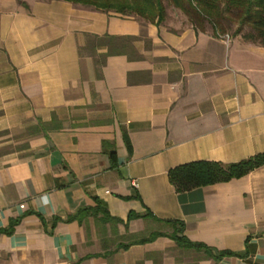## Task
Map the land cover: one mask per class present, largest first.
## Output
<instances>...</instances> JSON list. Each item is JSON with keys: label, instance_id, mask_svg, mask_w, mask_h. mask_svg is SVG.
Listing matches in <instances>:
<instances>
[{"label": "crops", "instance_id": "0c3cea01", "mask_svg": "<svg viewBox=\"0 0 264 264\" xmlns=\"http://www.w3.org/2000/svg\"><path fill=\"white\" fill-rule=\"evenodd\" d=\"M23 1L0 0V229L15 224L0 233V264H264V166L181 196L168 177L264 153V46L225 41L169 9L157 24ZM86 34L135 40L98 78L79 54ZM99 203L122 223L70 220ZM148 212L242 256L214 259L169 236L118 249L173 232Z\"/></svg>", "mask_w": 264, "mask_h": 264}, {"label": "trees", "instance_id": "16d2710c", "mask_svg": "<svg viewBox=\"0 0 264 264\" xmlns=\"http://www.w3.org/2000/svg\"><path fill=\"white\" fill-rule=\"evenodd\" d=\"M21 4L28 8L23 0ZM71 2L75 5H81L106 12L114 11L122 15H136L148 22L161 24L165 21L168 9L171 6L165 4L164 0H61ZM173 6L181 10L188 17L189 21L201 31L211 30L214 35L222 36L227 34V29L235 21L239 22V27L235 31L236 36H240L244 41L252 42L264 46V0H170ZM135 40L134 37H117L109 34L97 35L86 34V42L79 48L81 57L87 55L94 60L96 76L102 78V70L106 60L111 55L125 54V47L129 46ZM106 47V53H98V48ZM54 117L51 125H54ZM43 127H45L43 125ZM53 127V126H52ZM57 128L56 126H54ZM59 128V127H58ZM32 133H39L40 128H30ZM115 152L111 153V158ZM264 166V153L257 154L242 161L224 164L215 161H194L176 166L169 170L168 177L176 192L181 196L195 188L214 185L218 183L229 182L233 179H239L250 172ZM88 215H94L103 223L112 222L122 223L119 218L111 217L106 207L100 203L93 209H82L78 214L70 217V220H79ZM135 215L130 214L129 219ZM145 217L151 216L159 221H164L173 227L171 234L163 232H153L145 239L118 245L117 248H128L136 243H145L155 240L160 236H169L180 246L186 249H194L198 252H204L208 257L221 259L226 256H242V254L231 251H219L204 243L191 241L185 235V223L181 220H164L155 217L148 212ZM15 224L8 229H0V233L10 234L14 230Z\"/></svg>", "mask_w": 264, "mask_h": 264}, {"label": "rangeland", "instance_id": "374dc122", "mask_svg": "<svg viewBox=\"0 0 264 264\" xmlns=\"http://www.w3.org/2000/svg\"><path fill=\"white\" fill-rule=\"evenodd\" d=\"M164 2H165V4H167L168 6H171V7L169 8V11H170V12H174V14H175V18L179 16V19L184 20L186 24L189 23V19H188V17L185 16V13H183V12L180 11L179 9L175 8V7L173 6V4L170 2V0H164ZM173 16H174V15H173ZM175 18H174V19H175ZM175 20H176V19H175ZM179 24H182V23L179 22ZM238 27H239V22L235 21V22L233 23V25L227 29V34H229L230 36H236V35H235V31L238 29ZM239 37H240V36H239ZM20 137H21V135H19V134L16 135V140H18V138H20Z\"/></svg>", "mask_w": 264, "mask_h": 264}, {"label": "built area", "instance_id": "2783aa9c", "mask_svg": "<svg viewBox=\"0 0 264 264\" xmlns=\"http://www.w3.org/2000/svg\"><path fill=\"white\" fill-rule=\"evenodd\" d=\"M225 41H228L230 39V35L226 34V35H222L221 36Z\"/></svg>", "mask_w": 264, "mask_h": 264}]
</instances>
